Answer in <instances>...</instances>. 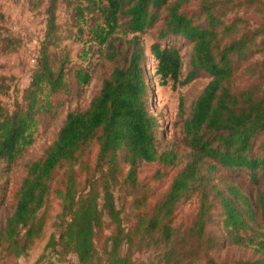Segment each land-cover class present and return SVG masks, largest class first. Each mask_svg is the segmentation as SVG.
I'll use <instances>...</instances> for the list:
<instances>
[{
    "label": "trees",
    "instance_id": "trees-1",
    "mask_svg": "<svg viewBox=\"0 0 264 264\" xmlns=\"http://www.w3.org/2000/svg\"><path fill=\"white\" fill-rule=\"evenodd\" d=\"M59 1L47 0L45 36L25 102L10 112L0 101V205L6 193L3 175L33 144L40 116L53 109L52 95L69 91L66 75L71 58L68 52H60ZM75 1L80 2L75 11L81 19L85 11L92 16L99 13L100 22L89 24L86 19L87 38L113 68L88 107L69 112L45 154L28 164L15 194L14 210L0 228V246L6 244L4 250L11 256L27 254L45 232L46 217L40 212L55 193L62 200L58 216L63 224L51 240L61 246L60 252L73 254L77 264L101 261L94 237L105 225L106 215L117 227L106 251V264H133L130 249L134 246L140 251L158 246L169 260L182 255L191 243L209 245L213 238L207 229L215 216L225 237L214 243L246 246L264 254V232L254 227L257 210L264 223V23L256 30L238 12L239 7L260 6L264 0H203L196 11L186 9L192 0ZM160 21L159 40L151 46L160 84L184 85L202 73L210 77L186 117L184 103L180 105L181 141L186 149L181 155L175 146L159 150V122L150 110L142 35ZM82 34L84 27H79L81 40L86 42ZM181 38L193 46L183 80V55L171 42ZM92 47L84 53L89 54ZM238 73L249 76V85H233ZM75 80L79 86L88 85L90 68H76ZM95 146L98 153L91 172L88 156ZM180 162L184 166L150 209L149 196L135 193L136 221L125 225L114 195L117 186L135 190L143 164L158 163L167 169ZM76 167L90 174L87 189H79L82 182ZM219 167L235 173L246 170L257 188L255 203L237 185L215 182ZM61 169H65L63 178L56 187ZM164 176L160 171L155 174L157 179ZM193 197H198V209L182 229L174 223L178 205ZM187 264H196L194 257ZM235 264H264V257Z\"/></svg>",
    "mask_w": 264,
    "mask_h": 264
},
{
    "label": "rangeland",
    "instance_id": "rangeland-1",
    "mask_svg": "<svg viewBox=\"0 0 264 264\" xmlns=\"http://www.w3.org/2000/svg\"><path fill=\"white\" fill-rule=\"evenodd\" d=\"M202 2L203 0H192L186 9L196 11L200 9ZM79 3L75 0H60L56 11L57 23L59 24L62 37L60 52H68L71 58L66 75L69 91H61L52 95L53 109L50 113L40 116L34 132L35 140L33 144L27 148L16 164L10 168V171L3 175L6 193L4 204L0 205V228L4 225L6 217L12 214L14 210L15 194L27 174L28 164L45 154L46 149L56 139L69 112L88 107L93 96L100 90L103 79L113 68V64L110 61L100 57L97 51L98 47L94 45L95 43L90 42L87 38L89 25L86 19H88L89 24L100 22L98 20L99 13H96V16H92L93 14L85 11V18L81 19L75 11V7ZM263 6L264 3L260 6H249L246 9L239 7L238 12L249 19L252 28L259 30L264 23ZM47 7V0H0V87L2 88L0 101L10 112L17 108L18 103L25 102V90L30 84L31 75L36 66L45 36L48 17L46 13ZM201 21L198 20V22ZM162 24V21H160L155 28L142 35L146 49L144 65L147 70V80L150 88V110L158 118L159 122L157 133L159 150L163 151L175 146L181 155L186 149L181 141L183 117L180 115V105L184 103V117H186L193 103L210 81V77L206 73H202L199 77L184 85L180 83L175 85L173 81H169L166 85L160 84V78L155 74L156 61L152 56L151 46L159 40L158 32ZM79 27H84L85 34L82 35L84 39L87 38L86 42L81 40L82 36L79 35ZM262 32L259 35H263L261 34ZM171 42L180 48L183 55L184 66L181 77V80H183L188 72L190 53L193 46L182 38L173 39ZM90 46H93V49L86 55L84 51ZM80 66L90 68L92 73V80L86 86H79L75 80V70ZM241 71L243 72V70ZM247 81H249V76L239 75L238 73L233 85L243 87L249 85ZM97 153V146L91 148V152H89L91 172L96 165ZM183 166L184 163L180 162L174 168L162 169L158 163L143 164L138 169V181L140 183L135 190L128 188V186L118 185L114 195L117 206L121 210L124 224L132 225L136 221L135 193H145L149 196L147 208L150 209L166 192L173 177ZM76 168L78 169L79 179L82 182L79 189H87L86 179L90 174H87L85 169V171H79V167ZM64 170L61 169L59 171L57 182L55 183L56 187L61 184L59 179L63 178ZM157 171L165 173V176L162 179H157L155 177ZM214 178L215 182L221 186L226 184L237 185L255 203L257 188L252 184L246 170L235 173L228 168L219 167L214 174ZM198 202V197H193L178 205L176 219L174 220L176 226L183 229L184 226L191 222L198 209ZM46 208V210L43 209L40 212L41 215H45L47 222L43 236L36 240L27 254L19 257L9 255L4 250L6 244L1 245L0 264H77L73 254L60 252L61 246L59 244L55 245L54 240H51L53 235L57 237L63 224V219L58 216L62 211L61 198L53 193ZM254 227L264 232V223L258 210ZM116 229V223L112 222L106 215L105 225L94 237L95 245L101 258L98 264H106V251L111 244V237L116 233ZM182 229H180L178 235L182 233ZM207 234L208 237L213 238L209 245L198 246L191 243L190 246H185L183 254L186 253L187 255L176 254L175 258H170L169 260L163 257V251L158 249V246L144 248L142 251L134 246L130 249L133 264H187L192 257H194L196 264H209L208 259H213L218 263L235 264L239 260L264 257V254L255 253L254 249L250 247L214 243L217 239L220 240L219 237H225V232L220 225L218 216H215L209 225ZM49 241L50 246L47 247Z\"/></svg>",
    "mask_w": 264,
    "mask_h": 264
}]
</instances>
